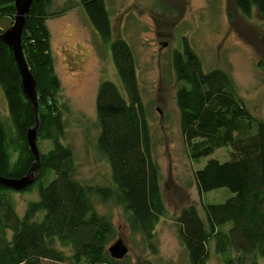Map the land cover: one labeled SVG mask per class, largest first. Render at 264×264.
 <instances>
[{"label":"trees","instance_id":"1","mask_svg":"<svg viewBox=\"0 0 264 264\" xmlns=\"http://www.w3.org/2000/svg\"><path fill=\"white\" fill-rule=\"evenodd\" d=\"M14 0H0V21L13 19ZM53 0H32L21 34L22 53L36 84L39 166L37 199L17 214L10 191L0 185V264H124L111 257L115 238L109 215L100 214L93 197L118 206L128 229L156 253L155 226L166 214L160 191V169L152 155V136L142 102L132 48L120 37L112 40L105 0H77L100 44L109 51L118 87L101 80L95 95L94 147L109 168V184L85 183L74 176L76 162L65 141L64 104L56 74L46 21L62 15ZM246 16L256 9L264 21V0H236ZM12 23V21H11ZM0 26V33L3 31ZM170 64L176 82L178 122L191 161L216 148L230 146V159L210 158L193 171L199 194L227 188L222 203L183 206L174 217L176 236L188 264H210V249L218 264H264V121L248 109L229 74L204 70L184 39ZM21 79L10 49L0 41V89L7 117L0 116V177L19 178L35 157L26 133L35 124L33 105L21 90ZM47 148L41 150V143ZM42 213L38 219L37 214Z\"/></svg>","mask_w":264,"mask_h":264},{"label":"rangeland","instance_id":"2","mask_svg":"<svg viewBox=\"0 0 264 264\" xmlns=\"http://www.w3.org/2000/svg\"><path fill=\"white\" fill-rule=\"evenodd\" d=\"M236 0H105L110 14L112 40L120 37L133 50L142 102L152 136V155L160 169V191L166 214L155 226L156 253L145 247L141 237L130 232L121 209L112 202L93 197L100 214L109 215L115 238L127 249L124 264H188L176 236L174 217L185 205L222 203L227 188L198 193L193 171L210 158L230 159V146L216 148L208 156L191 161L180 133L176 82L170 64L174 50L181 51L184 39L202 62L204 70L221 68L231 77L237 94L257 118L264 121V21L256 9L244 16ZM67 10L46 21L54 67L61 83L60 100L65 105V141L74 152V176L82 182L108 185L109 168L94 147L95 95L101 80L118 87L109 51L103 47L77 0H53L52 11ZM3 17L2 29L11 25ZM0 116L7 117L0 89ZM41 143V150L47 148ZM15 210L22 215L28 201L37 199L36 186L10 191ZM42 213H38V219ZM110 243V244H111ZM210 264H218L210 249Z\"/></svg>","mask_w":264,"mask_h":264},{"label":"water","instance_id":"3","mask_svg":"<svg viewBox=\"0 0 264 264\" xmlns=\"http://www.w3.org/2000/svg\"><path fill=\"white\" fill-rule=\"evenodd\" d=\"M31 2L32 0H14L13 5L15 14L12 19V23L0 33V41L4 43L12 52L13 59L18 68L21 79L20 84L22 93L33 105L35 113V124L32 128L28 129L26 133V138L31 152L35 157V162L22 177H0V185L15 191L25 189L35 180L40 159L36 137L38 129L36 84L29 68L26 65L21 47V34L24 26L25 16L28 12ZM107 251L111 257L115 259H121L126 255L127 249L123 242L120 239H117L108 246Z\"/></svg>","mask_w":264,"mask_h":264}]
</instances>
